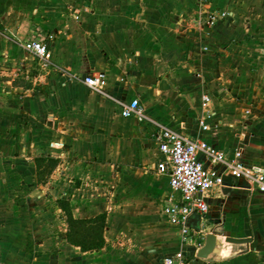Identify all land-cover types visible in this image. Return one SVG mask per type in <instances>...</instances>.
I'll return each mask as SVG.
<instances>
[{
	"label": "crops",
	"instance_id": "0c3cea01",
	"mask_svg": "<svg viewBox=\"0 0 264 264\" xmlns=\"http://www.w3.org/2000/svg\"><path fill=\"white\" fill-rule=\"evenodd\" d=\"M258 1L0 0V170L6 175L0 264H161L179 250L190 254L188 264H264V194L206 156L205 167L221 173L222 183L204 194L208 212L199 216V230L191 227L193 240L182 243L180 227L162 211L166 197L177 193L156 170L155 138L170 128L200 136L225 160L238 154L245 164L264 165V32L252 30L264 27V19L247 21L251 10L264 11ZM229 9L246 17L219 20L216 12ZM208 14L212 22L202 23ZM34 30L54 36L47 67L15 84L35 58L22 47ZM96 74L105 80L98 90L85 82ZM135 97L140 115L122 116L123 104ZM37 156L58 160L50 185L56 202L68 200L73 217L91 218L113 205L102 248L81 251L68 243L67 225L53 244H28L16 205L26 194L12 188L47 183L36 178ZM88 176L111 183L107 202L88 201L71 184ZM103 183L94 192L107 189ZM208 233L221 237L219 252L197 258ZM112 236L120 238L114 258ZM139 241L148 243L139 248Z\"/></svg>",
	"mask_w": 264,
	"mask_h": 264
},
{
	"label": "built area",
	"instance_id": "2783aa9c",
	"mask_svg": "<svg viewBox=\"0 0 264 264\" xmlns=\"http://www.w3.org/2000/svg\"><path fill=\"white\" fill-rule=\"evenodd\" d=\"M53 38L51 33L34 30L22 43V47L44 61L48 54L47 42ZM85 82L95 90L105 84L102 74L88 76ZM202 100L208 103L211 97L204 94ZM140 110V100L135 97L123 104L121 115H140ZM201 127L206 129L207 125L201 122ZM155 138L159 151L156 170L168 175L169 184L177 193V196L166 197L162 211L170 223L180 227L183 244L193 240L190 235L193 229L188 225L189 217L193 214L201 217L208 212L204 194L214 184L222 183L221 173L208 170L202 156L221 162L235 179L246 180L254 190L264 194V165L245 164L238 160V154L234 159L225 160L219 151L211 148L200 136L189 137L170 128H162ZM190 258L188 252L179 250L166 256L161 264H188Z\"/></svg>",
	"mask_w": 264,
	"mask_h": 264
},
{
	"label": "rangeland",
	"instance_id": "374dc122",
	"mask_svg": "<svg viewBox=\"0 0 264 264\" xmlns=\"http://www.w3.org/2000/svg\"><path fill=\"white\" fill-rule=\"evenodd\" d=\"M258 2H263L264 0H259ZM258 10V9H257ZM250 11V10H249ZM216 14H218V19L221 21H224L227 16L230 18L232 15L235 16H244V11L239 10V11H233L231 9L229 10H223V11H217ZM249 14V13H248ZM251 15H248L247 21H257V20H262L264 19V11H256V10H251L250 12ZM230 15V16H229ZM258 16V17H256ZM213 19V14H208V16H204L202 18V23H211ZM255 28H252V30H256V32H264V27H258V25H255ZM252 31H249L248 35L252 34ZM47 67V64L43 62V60H39L38 58H34L32 61V64L29 66V70L26 72L24 69V72L20 73L19 75H15V84L23 82V81H29L32 77V75L38 74L41 70H44ZM22 69V66L19 68V70ZM0 82H2V79L0 78ZM21 120L19 123L23 125L26 123L24 120V116L20 118ZM22 121V122H21ZM28 124V123H27ZM18 125V124H17ZM77 158V157H76ZM96 160V159H95ZM87 169V168H86ZM87 170H90L89 168ZM46 174V173H45ZM44 174V179L47 181V179L50 176V173ZM96 174V173H93ZM6 177L3 176V172L0 170V178ZM37 178V175H36ZM18 179V177H16ZM49 181V182H48ZM47 183L43 186V188L38 187L37 185H25L26 187H19V185L15 186L14 189L16 192L14 194H17V191H23L25 197L23 200L19 197L18 200H16V205L19 207V210L21 212V216L23 217L22 222L24 226H26V232L28 234L27 237V242L28 244L32 243H40L46 247V245L53 244L58 240L62 239L61 234L64 231V228L66 227V222H65V214L62 208L58 205V203L55 201V196L57 193L54 190V187H51V182L50 178L48 179ZM22 184H25L24 181L21 182ZM103 182L99 181L98 178L94 177H73L71 184L74 186V188H82L83 193L86 194L85 198H88V201H90L92 198H97L100 199L101 202H107V198L109 197L111 189V183H106L104 182L103 185H108L107 189L102 188L101 193H96L94 190ZM82 184V186H81ZM24 188V189H23ZM57 190V189H56ZM74 190V189H73ZM70 191V192H73ZM27 196V197H26ZM103 211L106 213V220H108V213H111V216H113L115 208L113 205H110V203H106L104 207L102 208ZM34 216V217H33ZM26 223V225H25ZM110 225H114V220L110 219L109 222ZM35 230L36 233H33ZM144 235H140L139 237L141 238ZM120 238L118 236H112L110 238L111 241V247H112V252L110 255L112 257H116V255H119L116 251L118 246V240ZM126 247L130 245V242L128 240L125 241ZM148 242H142L139 241L138 247H142L143 245H146ZM124 247V249H126ZM43 253L47 251H42ZM50 254V253H48Z\"/></svg>",
	"mask_w": 264,
	"mask_h": 264
},
{
	"label": "trees",
	"instance_id": "16d2710c",
	"mask_svg": "<svg viewBox=\"0 0 264 264\" xmlns=\"http://www.w3.org/2000/svg\"><path fill=\"white\" fill-rule=\"evenodd\" d=\"M34 161L38 182H44L46 180L44 174L51 173L58 163V160L51 156H37ZM57 203L65 214L67 225L65 239L68 243L79 247L81 251L99 250L104 246L105 213H100L91 218H75L71 213L67 199H58Z\"/></svg>",
	"mask_w": 264,
	"mask_h": 264
},
{
	"label": "water",
	"instance_id": "95a60500",
	"mask_svg": "<svg viewBox=\"0 0 264 264\" xmlns=\"http://www.w3.org/2000/svg\"><path fill=\"white\" fill-rule=\"evenodd\" d=\"M188 225L193 227L196 230L200 229V217L196 214H193L188 219ZM221 237L216 236L213 233H208L204 237L203 245L197 250L196 257L197 258H207L210 254H216L219 252V246L221 244L220 241ZM248 238H233V237H226V242L231 243H243L247 242Z\"/></svg>",
	"mask_w": 264,
	"mask_h": 264
}]
</instances>
